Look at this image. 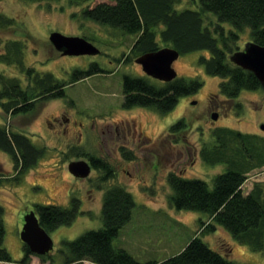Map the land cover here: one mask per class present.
<instances>
[{
  "label": "rangeland",
  "instance_id": "1",
  "mask_svg": "<svg viewBox=\"0 0 264 264\" xmlns=\"http://www.w3.org/2000/svg\"><path fill=\"white\" fill-rule=\"evenodd\" d=\"M101 2L113 3L114 0H95L91 5ZM191 7L189 0H182L176 8ZM76 11L78 9L69 8L66 0L50 6L26 0H0V15L11 21L7 27L0 28V52L5 50L8 42H20L23 67L51 73L67 83L63 98L38 104L26 115L9 117L0 109V125L23 133L34 145L46 148L43 159L25 175L21 184L12 188L7 183L0 185V207L3 209L0 219L5 230L3 247L13 263L23 257L20 232L24 216L32 211L34 204L68 207L72 198L79 201L75 221L49 233L53 242L49 253L52 257L35 259L38 264H62L61 243L75 240L86 231L100 229L104 188L119 185L132 195L135 208L131 221L120 230L114 243L138 261L161 262L180 253L195 235H199L210 249L225 254L235 264H264L263 254L236 242L220 226L210 233L199 234V222L207 221L206 214L175 209L170 203L172 191L167 182V176L172 173L212 186L213 178L223 173L225 166L204 164L198 152L203 145L213 142L212 131L216 128H229L264 138V130H261L264 89L242 91L236 99L224 102L225 98L218 93L221 79L207 75L198 64V59L209 53L197 51L179 56L172 65L177 78L202 82L194 94L181 97L176 107L164 115L141 107L125 109L124 77H143L157 82L146 76L133 60L131 63L119 61L122 55H129L136 36L90 21H75L71 13ZM53 32L85 38L98 48L99 54L62 56L49 42ZM249 36V29L240 33L239 50L250 42ZM0 70L18 77L21 82L24 80L16 65L0 64ZM91 70L90 76L68 84L75 71ZM217 104V110H212V105ZM62 113L70 119L65 133L57 122L49 123L52 117ZM214 113L218 116L216 121L212 119ZM180 119L185 122L184 129L167 133L168 128ZM129 120L140 124L146 143L155 144L152 153L149 150L141 153L143 148H140L138 138L128 143L126 147L131 150L133 159L131 166L121 160L115 144L119 142L111 133L117 123ZM105 140L107 144H104ZM83 155L108 162L116 172L114 178L103 185L100 183L102 173L95 169H91L86 179L73 177L68 165L76 161L87 162ZM136 164L140 165L137 173L133 167ZM0 167L5 173L12 172L11 160L3 152H0ZM262 182L264 168L250 173L242 190L247 193L254 183ZM31 260L29 264H32Z\"/></svg>",
  "mask_w": 264,
  "mask_h": 264
},
{
  "label": "trees",
  "instance_id": "2",
  "mask_svg": "<svg viewBox=\"0 0 264 264\" xmlns=\"http://www.w3.org/2000/svg\"><path fill=\"white\" fill-rule=\"evenodd\" d=\"M26 1L50 6L64 0ZM94 1L66 0L69 8L78 9L71 13L73 20L90 21L136 36L129 55H122L119 61L131 63L143 54L162 48L173 49L179 56L207 51L209 55L201 56L198 64L207 75L221 79L218 93L222 97L234 100L242 91L263 89L254 74L232 64L229 55L239 50L237 43L245 29L250 30V42L264 46V0H189L192 7L183 10L176 8L182 0H114L113 3L91 5ZM10 24L11 21L0 15V28ZM0 64L16 65L24 79L21 82L18 77L0 70V109L9 117L26 115L38 104L65 96L67 83L51 73L23 67L20 42L6 44L5 50L0 52ZM92 73V70L75 71L68 84ZM201 85L198 79L176 77L169 83H152L143 77L126 76L123 107L147 108L164 115L176 107L181 97L194 94ZM184 127L185 122L180 119L167 133L179 132ZM212 138L211 144L200 148L198 156L206 165H224L225 171L213 178L211 187L202 180L169 174L170 203L177 210L206 214L207 221L199 222V234L210 233L220 226L236 242L264 255V182L254 183L247 193L242 190L249 174L264 168V138L229 128L214 129ZM0 152L7 154L12 163L9 174L0 167V185L7 183L12 188L21 184L25 175L43 159L46 148L34 145L25 134L0 125ZM83 157L90 161L92 169L102 173L100 183L104 185L114 178V170L108 162ZM104 189L102 227L86 231L75 240L63 241L59 251L62 264L83 261L93 264H235L225 254L210 249L199 235H195L180 253L161 262L138 261L114 243L120 230L131 221L135 208L133 197L119 185ZM32 211L40 227L49 234L75 221L79 201L72 198L68 207L34 204ZM2 213L0 207V215ZM4 233L0 219V262L13 263L3 247ZM32 256L35 255L23 244V257L17 264H29ZM35 257L43 260L52 256Z\"/></svg>",
  "mask_w": 264,
  "mask_h": 264
},
{
  "label": "water",
  "instance_id": "3",
  "mask_svg": "<svg viewBox=\"0 0 264 264\" xmlns=\"http://www.w3.org/2000/svg\"><path fill=\"white\" fill-rule=\"evenodd\" d=\"M49 42L62 56L97 55L99 50L82 37L64 36L53 32L49 36ZM179 54L173 49L162 48L156 52L146 53L134 60L144 74L154 80L169 83L176 77L173 63ZM229 61L235 66L254 74L264 89V46L254 42H247L242 50L229 55ZM195 104V102H193ZM217 114L212 115L216 121ZM264 130V125L261 126ZM69 173L78 179H86L91 172V166L85 161L71 162L68 165ZM24 223L20 232V239L29 251L35 256H45L53 249V242L49 234L40 227L38 219L33 211L24 216Z\"/></svg>",
  "mask_w": 264,
  "mask_h": 264
},
{
  "label": "flooded vegetation",
  "instance_id": "4",
  "mask_svg": "<svg viewBox=\"0 0 264 264\" xmlns=\"http://www.w3.org/2000/svg\"><path fill=\"white\" fill-rule=\"evenodd\" d=\"M225 100L226 101H224V102H228L227 99H225ZM213 102H215V101H212V103ZM217 108H218V104H217V106L216 105H212V110H215V109L217 110ZM55 122H57L59 125L62 126L63 133H65L68 130V127L70 125V119L68 118V116H67L66 113H62L59 116L52 117L50 119V121H49V123H51L52 125ZM141 129H142V127L140 126V124H138V122H136L134 120H131V121L129 120V121L124 122L123 124L117 123L114 126V131L112 130L113 132H111V133H114L116 141L119 142V143H115L116 144V147L118 149L117 152H119L120 156H122V159H121V157H119V159H121L122 161H124L126 163V165H128V166H131V164L133 163L132 162L133 159L129 156V154H131V150L128 149L126 147V145L128 143L131 144V142L134 141L133 139H137L138 138L137 139L138 140V144L141 145L140 148H143V149L140 150L141 153H143L144 151H147L148 152V150L151 152L152 149H153V145H155V144H153L151 146L150 145L151 142L150 143L149 142L146 143L147 138L142 135ZM133 143H135V142H133ZM104 144H107V141ZM86 161L91 166L90 161L87 160V159H86ZM133 167H135V172L137 173L139 171L140 165L138 166V164H136ZM91 169H92V167H91ZM114 174L116 175V172H114ZM127 174H129V173H127Z\"/></svg>",
  "mask_w": 264,
  "mask_h": 264
},
{
  "label": "crops",
  "instance_id": "5",
  "mask_svg": "<svg viewBox=\"0 0 264 264\" xmlns=\"http://www.w3.org/2000/svg\"><path fill=\"white\" fill-rule=\"evenodd\" d=\"M120 233V232H119ZM118 236H119V234H118ZM31 263L32 264H38L39 262H35L36 260H37V257H35V256H32L31 257ZM36 259V260H35ZM0 263H2V262H0ZM93 264V263H91V262H88V261H83V262H81V263H78V264ZM3 264H14V263H3ZM17 264V263H16Z\"/></svg>",
  "mask_w": 264,
  "mask_h": 264
}]
</instances>
